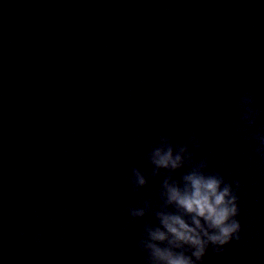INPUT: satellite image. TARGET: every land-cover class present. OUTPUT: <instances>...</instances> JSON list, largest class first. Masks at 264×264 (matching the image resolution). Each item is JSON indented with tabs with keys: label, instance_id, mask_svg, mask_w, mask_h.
<instances>
[{
	"label": "water",
	"instance_id": "obj_1",
	"mask_svg": "<svg viewBox=\"0 0 264 264\" xmlns=\"http://www.w3.org/2000/svg\"><path fill=\"white\" fill-rule=\"evenodd\" d=\"M261 130L259 0H0V262L142 264L163 181L190 170L153 174L148 153L195 131L194 163L240 181L241 239L205 264H264V160L244 138Z\"/></svg>",
	"mask_w": 264,
	"mask_h": 264
},
{
	"label": "clouds",
	"instance_id": "obj_2",
	"mask_svg": "<svg viewBox=\"0 0 264 264\" xmlns=\"http://www.w3.org/2000/svg\"><path fill=\"white\" fill-rule=\"evenodd\" d=\"M264 4V0H259ZM143 79L140 84H144ZM154 87H148L145 97L154 93ZM132 103H141L140 97H132ZM239 106L247 108L242 115L243 121L251 125L257 113L251 107L253 98L242 94ZM243 133L245 129H238ZM255 147V154L264 160V130L254 137H244ZM202 140L195 131L188 133L187 143L173 145L171 137L161 136L159 142L151 146L148 159L154 166L153 174L159 169L174 172L185 164L190 170L184 173L181 181L166 178L161 186L160 199L163 201L156 212L158 225L145 226L144 233L138 241L139 250L145 253L142 264H205L204 257L211 246L212 251L221 254L225 246L233 240L241 239V223L238 219L240 181L228 182L218 171H205L207 159L194 163V152L199 149ZM136 189L147 183L145 175L133 169L131 180ZM151 203L143 202V207L130 208L133 217H143L150 210ZM171 209V210H170ZM2 264V262H0Z\"/></svg>",
	"mask_w": 264,
	"mask_h": 264
}]
</instances>
